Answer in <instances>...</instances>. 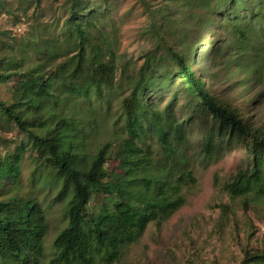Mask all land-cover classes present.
<instances>
[{"label": "trees", "instance_id": "16d2710c", "mask_svg": "<svg viewBox=\"0 0 264 264\" xmlns=\"http://www.w3.org/2000/svg\"><path fill=\"white\" fill-rule=\"evenodd\" d=\"M139 1L147 9L154 45L143 55L137 77L128 76L124 67L120 71V78L129 81V93L120 100L122 113L116 119L123 128L92 154L85 145L90 131L75 127L77 123L66 108L77 98L85 103L102 101L115 89L114 34L102 27L98 1L66 0L57 35L48 37L46 29L39 27L34 37L0 56V83L13 80L8 96L0 97L1 260L38 264L48 230L37 199L17 186L19 162L26 151L35 156L29 182H57L55 201L70 196L66 224L52 241L56 254L48 264H113L121 248L132 243L148 222L159 225L183 205L181 190L195 181L187 155V123L176 120L169 106L161 111L151 107L143 96L144 82L168 63L175 65L172 78L179 77L192 114L204 124L201 145L193 149L194 158L209 162L220 145L238 142L245 157L224 183V190L230 202L240 199L244 212L252 204H264V126L251 124L196 74L201 48L188 45L179 49L163 33V26L173 22L168 12H181L185 17L181 21L190 19L191 27H198L205 16L217 11L218 0H164L162 7ZM226 1L248 11L242 23H230V27L231 36L238 35L247 45L245 50L254 51L249 56L254 60V83L264 67V29L251 21L264 27V0ZM29 51L34 53L32 63L27 61ZM11 128L24 137L13 151L3 132ZM151 137L155 149L150 152ZM111 153L117 165L108 169L105 164ZM96 194L113 197L110 206L105 201L100 209L90 207ZM230 212V204L219 205L222 222ZM240 264H264V250L244 247Z\"/></svg>", "mask_w": 264, "mask_h": 264}, {"label": "rangeland", "instance_id": "374dc122", "mask_svg": "<svg viewBox=\"0 0 264 264\" xmlns=\"http://www.w3.org/2000/svg\"><path fill=\"white\" fill-rule=\"evenodd\" d=\"M97 1L96 6H100L104 18L102 27L114 34L112 49L117 65L115 89L108 92L102 101L95 102L92 99L91 103H85L77 98L66 108L73 123H77L75 127L90 131L85 145L91 154L105 142L112 141L123 128L120 120L116 119L122 113L120 100L129 93V81L120 78V71L124 67L128 76L137 77L143 55L150 51L155 41V36L149 32L147 9L139 0ZM148 1L152 7H162L165 3L164 0ZM0 2L4 7L0 10V56L8 55L12 47L34 37L39 27L41 31L46 29L48 37L57 35L65 17L66 0H41L38 4L35 0ZM216 6L217 11L205 16L203 25L198 27H191L193 22L190 19L181 21L185 18L183 13L174 11L170 15L168 12L173 22L163 26L166 32L163 31L164 36L169 43L176 42L179 49H185L188 45L201 48L199 63L194 68L196 74L205 79L209 90L219 99L238 109L255 127H262L264 67L261 68L258 81L253 83L254 60L251 61L249 56L254 51L250 48L245 50L247 45L239 41L237 34V38L231 36L230 23H242L248 11L238 6L232 7L226 0H218ZM257 23L256 20L251 21L255 27L264 29ZM215 46L217 50H214ZM28 54L27 61L32 63L34 53L29 51ZM174 67L172 63L159 66V74L144 82L143 96L151 107L161 111L169 106L176 120L187 123V155L195 181L182 188L181 193L185 198L183 205L159 225L148 222L145 230L132 243L121 248L120 256L113 264H240L244 247L264 250V204H252L244 212L240 199L230 202L224 190V183L245 157V150L238 142L220 145L219 152L209 162L194 158L193 149L201 145L204 124L192 114L178 82L179 77L172 78ZM12 83V79L0 83V97L8 96ZM3 132L7 135L6 142L12 151L24 140L15 128L3 129ZM149 141L151 152L155 149V140L151 137ZM33 157L28 155V151L23 154L19 162L17 186L22 192H30L45 214L48 230L43 238L38 264H48L49 259L56 254L52 241L66 224L65 212L70 196L55 201L57 182L41 181L33 185L29 182ZM116 165L117 160L111 153L105 166L113 169ZM111 198L96 194L90 201V207L100 209L105 201L110 206ZM222 203H228L231 207L229 218L224 222L219 219V205ZM0 264L12 263L0 258Z\"/></svg>", "mask_w": 264, "mask_h": 264}]
</instances>
